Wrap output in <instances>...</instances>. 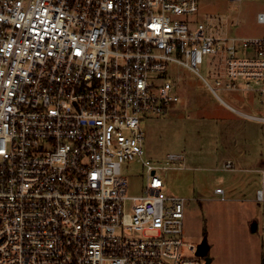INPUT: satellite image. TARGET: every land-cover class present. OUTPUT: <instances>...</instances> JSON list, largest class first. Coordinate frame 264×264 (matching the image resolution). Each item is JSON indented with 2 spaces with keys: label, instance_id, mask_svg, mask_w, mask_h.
Returning <instances> with one entry per match:
<instances>
[{
  "label": "built area",
  "instance_id": "built-area-1",
  "mask_svg": "<svg viewBox=\"0 0 264 264\" xmlns=\"http://www.w3.org/2000/svg\"><path fill=\"white\" fill-rule=\"evenodd\" d=\"M198 1L0 0V264H204L184 240L187 199L164 190L171 165L143 156L140 115L179 100L173 64L232 110L218 90L264 105V33L196 22Z\"/></svg>",
  "mask_w": 264,
  "mask_h": 264
},
{
  "label": "rangeland",
  "instance_id": "rangeland-1",
  "mask_svg": "<svg viewBox=\"0 0 264 264\" xmlns=\"http://www.w3.org/2000/svg\"><path fill=\"white\" fill-rule=\"evenodd\" d=\"M259 10H264L262 0H199L193 17L210 23L212 16L214 25L227 16L231 33L259 35L264 33V23L256 21ZM200 72L206 75V63ZM167 73L176 76L179 100L162 114L140 115L143 156L171 165L160 172L164 190L187 199L184 240L198 244L205 237L211 264H263L264 198L257 200L255 191L264 189V120L249 116L264 115L262 96L218 90L232 110L190 70L173 64ZM170 153L182 158L168 159ZM122 171L127 195L139 194L145 183L141 162L125 161ZM217 187L223 188V198L214 193Z\"/></svg>",
  "mask_w": 264,
  "mask_h": 264
},
{
  "label": "water",
  "instance_id": "water-1",
  "mask_svg": "<svg viewBox=\"0 0 264 264\" xmlns=\"http://www.w3.org/2000/svg\"><path fill=\"white\" fill-rule=\"evenodd\" d=\"M256 229V222H253L252 230ZM209 245L205 237L196 244V254L204 257V264H211L212 257L208 255Z\"/></svg>",
  "mask_w": 264,
  "mask_h": 264
},
{
  "label": "trees",
  "instance_id": "trees-1",
  "mask_svg": "<svg viewBox=\"0 0 264 264\" xmlns=\"http://www.w3.org/2000/svg\"><path fill=\"white\" fill-rule=\"evenodd\" d=\"M263 264H264V259H263Z\"/></svg>",
  "mask_w": 264,
  "mask_h": 264
}]
</instances>
